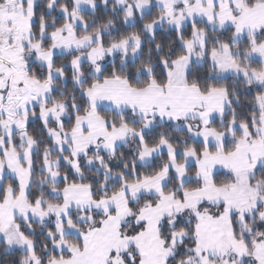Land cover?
<instances>
[{"label": "snow or ice", "instance_id": "snow-or-ice-1", "mask_svg": "<svg viewBox=\"0 0 264 264\" xmlns=\"http://www.w3.org/2000/svg\"><path fill=\"white\" fill-rule=\"evenodd\" d=\"M0 264H264V0H0Z\"/></svg>", "mask_w": 264, "mask_h": 264}]
</instances>
